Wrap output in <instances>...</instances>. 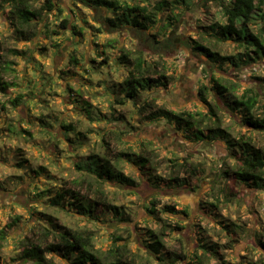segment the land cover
Returning a JSON list of instances; mask_svg holds the SVG:
<instances>
[{"label": "rangeland", "instance_id": "1", "mask_svg": "<svg viewBox=\"0 0 264 264\" xmlns=\"http://www.w3.org/2000/svg\"><path fill=\"white\" fill-rule=\"evenodd\" d=\"M84 1L61 0L62 18L70 15L72 25L82 28V34L60 29V20L52 13L44 22H37L38 37L33 41H25L17 34L9 8L0 11V65L8 62L15 69L4 73V78L15 86L0 93V264H23L19 258L21 242L33 237L51 242L57 233L55 226L90 233L101 256L120 237L124 241L117 243L128 244L136 264H159L143 241L150 242L149 231L160 233L165 228L163 221L171 225L164 232L166 251L185 256V260L168 264L264 262V188H250L233 176L227 177L225 173L232 174L242 162L232 156L225 141L197 142L164 120L146 121L132 103L116 104L121 97L114 87L128 75L127 68L116 65L115 55L121 50L143 51L151 62L165 65L169 76L166 88L144 94L155 96L157 105L176 112L210 115L211 107L202 101L199 89L202 85L211 86L217 79L236 88L235 95L226 102L246 90L258 94L256 113L264 115V57L234 66L212 62L194 50L197 43L222 57L236 59L245 51L231 40H218L207 28L216 22L225 24L219 3L211 0H193L183 7L169 4L162 11L156 8L164 0H123L146 7L156 15V24L146 33L130 28L112 32L109 26L104 27L103 19L109 14L87 7ZM258 14H253L256 19L248 26L253 32L264 25ZM53 31L61 35L52 34ZM56 43L59 47H55ZM110 43L117 49L109 47ZM72 56L79 59L78 67L70 64ZM107 56L108 64H103ZM251 56L255 57L253 52ZM208 101L219 124L232 138L249 140L264 150V132L245 126L241 113L231 111L214 93ZM88 108L98 121L89 120ZM112 113L122 116L124 124L104 120V115L110 117ZM211 118L210 123H214L216 118ZM61 125H71L73 131L66 132ZM16 127L24 131L11 133L10 129ZM47 127L60 130L64 136L54 139ZM68 138L84 139V146L71 147L64 140ZM144 149L152 154L154 174L158 177L170 178L172 172L178 173L176 165L186 160L197 172L192 176L183 169L181 179L186 183L180 187L169 183L154 186L136 166L113 160L120 152ZM94 154L113 161L124 174L135 179L133 188L115 184L103 187L108 200L122 207L129 220L113 219L102 208L90 217L67 202L64 208L51 205L56 192L76 186L73 181L82 183L81 192L94 199L93 190L100 182L77 169V165L84 167L87 158ZM153 201L160 204L152 206ZM166 205L174 206L176 212H165ZM147 207L156 209L155 213H149ZM11 224L14 226L9 227ZM53 258L55 264H70L61 255Z\"/></svg>", "mask_w": 264, "mask_h": 264}, {"label": "trees", "instance_id": "2", "mask_svg": "<svg viewBox=\"0 0 264 264\" xmlns=\"http://www.w3.org/2000/svg\"><path fill=\"white\" fill-rule=\"evenodd\" d=\"M193 0H167L161 1L157 6V11H162L169 4L176 6H189ZM208 1V0H205ZM219 3V7L223 12L225 18V24L218 22L212 24L209 28L211 32H214L218 36V40L227 42L232 41L238 47L244 48V52L241 53L237 59L234 56L222 57L218 53L212 51L210 48L197 44L194 48L197 52L207 56L212 62H229L234 66L240 65V62L256 61L257 58L264 57V25L258 32H253L249 29V23L256 18L253 17L255 12H258L259 19L264 21V0H211ZM84 4L87 7L109 14L104 17L106 24L104 27L109 26L111 31L121 30L123 28L135 29L138 32L148 31L154 24H156V15L148 11L146 7L141 5H131L129 1L123 0H85ZM61 0H0V11H4L6 8L10 9V14L14 18L13 24L16 27V32L25 41H33L38 37L36 30L37 22H44L46 17L52 13H56L60 20L59 28L64 31H72L74 35L82 34L83 30L76 25H72L71 16L63 19L64 9L61 7ZM103 16L100 14V19ZM101 21H99L100 23ZM242 23V25H240ZM35 27L34 31L30 28ZM100 32V31H99ZM48 34L50 32L48 31ZM54 35H61L59 31H53ZM145 35V34H143ZM114 46L111 43L108 44ZM55 47H59L56 43ZM114 48H116L114 46ZM117 49V48H116ZM16 52V51H14ZM254 53L255 57L251 56ZM18 54V52H16ZM119 55H115V63L117 66L127 68L128 75L126 79L119 83L117 86L120 93V99L116 101V104L123 105L126 102L133 104L135 109L141 116H145L146 121L156 122L164 120L170 125H175L179 130L190 140L202 142L205 139L211 141L224 140L228 145L230 152L234 158H238L242 162V166L232 171V174L225 173L227 177L234 179L240 183L245 184L250 188L263 189L264 188V150L262 148H256L249 140H236L231 137V134L227 130L223 129L219 124L220 119L215 113L212 104L208 101V96L211 93L223 101L226 106L233 112H239L242 115V122L245 126H248L251 130L257 132H264V115H259L256 110L260 104L258 100V94L251 90H246L241 96L234 97V100L226 102L229 96L235 95V86H227L221 81L214 79L211 86L202 85L199 89V95L202 101L211 107L210 115L203 114L201 112H189L181 111L176 112L165 106H159L155 101H150L149 97H144V94H150L153 89L166 88L169 85V76L165 65H160V62H151L146 58L143 51H137V53H131L129 51L121 50ZM106 54V53H104ZM109 56L106 57V61L103 64H108ZM0 65V93L5 94L15 85L7 81L4 78V73L10 69L15 72V69L10 67V63H1ZM70 64L72 66H79L80 61L76 56L70 58ZM5 65V66H4ZM89 106V103H85ZM90 107V106H89ZM115 111V110H114ZM89 120L98 121L96 115L86 109ZM213 115V116H212ZM102 116V115H101ZM211 117H215L216 121L210 123ZM113 124L123 123V117H116L114 113L107 117L104 115V120ZM102 118H99L101 121ZM50 126V125H49ZM66 132L73 131L71 125H61ZM16 127V130L10 129L11 133L19 134L24 130ZM47 127V132L54 135V139H60L64 134H60V130L55 131ZM29 134L32 132L27 131ZM60 134V135H58ZM71 147L80 148L83 145L84 139H64ZM103 141L108 145L103 136ZM146 146L145 142H142ZM109 149V147L107 148ZM76 151V150H75ZM88 162L84 167L77 165V169L85 171L89 175H93L100 182L98 187L93 190L94 199L81 192L82 183L73 181L76 185L71 189H65L56 192V195L50 199V203L53 206L65 207V203L72 206L76 211L84 216L94 217L98 208L112 216L113 219L119 221H127L125 211L122 207H118L108 200V197L104 190V185H120L124 188H133L136 186V181L131 176L124 174L118 169L113 161L106 157L94 154L90 155ZM115 162L127 161L128 163L136 166L140 172L148 175L149 181L153 185H160V183H169L170 186L180 187L183 186L181 171L184 169L189 175L195 176L196 169L188 160L185 163H178L176 165L178 173L176 171L171 173L170 178L165 179L158 177L156 173V167L152 154L147 150L141 152H120L114 155ZM39 176V172L37 173ZM67 183L64 186L67 187ZM167 185V184H166ZM80 186V189L77 187ZM52 191H49L51 193ZM160 204L159 201H153L152 206ZM164 211L169 213H175V207L166 205ZM149 213H155L156 209H150L147 207ZM165 228L157 233L155 231H149V237L151 240L147 242L144 240V246L147 249L149 255L159 262V264H168L177 262V260H185L184 255H179L176 252L166 251L164 244L165 230L169 229L171 225L166 221H163ZM14 225H9L13 227ZM177 229H182L178 226ZM56 235L52 238L51 242L45 243L38 238H26L21 242V254L20 260L23 264H55L53 255H61L70 264H136V260L131 253L128 244H118L117 242L124 241L122 238H115L113 247L109 252L101 256L96 250L94 245L93 235L85 233L84 231H76L67 227L55 226ZM49 233V231H48ZM264 248V243H262ZM250 264H264L250 263Z\"/></svg>", "mask_w": 264, "mask_h": 264}, {"label": "clouds", "instance_id": "3", "mask_svg": "<svg viewBox=\"0 0 264 264\" xmlns=\"http://www.w3.org/2000/svg\"><path fill=\"white\" fill-rule=\"evenodd\" d=\"M150 101H155L156 100V97L155 96H152V97H149L148 98Z\"/></svg>", "mask_w": 264, "mask_h": 264}]
</instances>
